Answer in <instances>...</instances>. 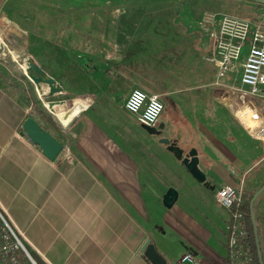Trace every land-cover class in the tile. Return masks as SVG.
Returning <instances> with one entry per match:
<instances>
[{"label":"crops","instance_id":"crops-1","mask_svg":"<svg viewBox=\"0 0 264 264\" xmlns=\"http://www.w3.org/2000/svg\"><path fill=\"white\" fill-rule=\"evenodd\" d=\"M153 2L0 0V34L19 54L15 59L6 48L0 51V208L42 264H152L142 251L147 240L168 264H178L188 252L200 264H228L230 215L215 194L242 182L246 191L254 192L247 186L248 174L232 171L231 164L238 150L246 155L260 151L264 160V145L233 116L230 92L216 87V68L208 58L213 94L177 96L187 120L172 129L180 132L179 138L194 132L185 142L174 140L185 153L198 151L199 166L214 190L197 182L126 110L117 92L131 94L144 87L143 77L154 76V44L166 45L160 50L190 45L180 30L171 37L159 25L170 15L148 9ZM138 4L147 9L136 10ZM158 32L167 38L160 40ZM137 51L151 53L140 64ZM26 57L63 87L59 98L49 95L51 101L93 100L70 127L55 117L50 120L52 113L38 104H23L3 87L5 78L23 82L16 70L24 63L19 59ZM205 79L203 74L201 85ZM233 84L222 83L226 88ZM83 107L77 101L73 109L55 110L68 124ZM31 116L64 145L54 161L22 134ZM163 122L167 130L169 123ZM233 130L241 142L232 141ZM170 188L179 197L169 209L163 199ZM255 215L264 220V192L255 202Z\"/></svg>","mask_w":264,"mask_h":264},{"label":"rangeland","instance_id":"rangeland-1","mask_svg":"<svg viewBox=\"0 0 264 264\" xmlns=\"http://www.w3.org/2000/svg\"><path fill=\"white\" fill-rule=\"evenodd\" d=\"M244 2H247L249 5H243ZM138 5L139 6L135 8L138 11L147 9L145 4ZM128 8L131 7H127L125 10ZM148 9L162 11L165 14L170 15L168 19L161 22L162 24L159 25L165 28L167 32L170 30V36L175 33L176 29L180 30L181 36H185L188 39L186 42L190 43V47L184 45L186 44L184 43L174 46V48H171L170 50H160V48L164 46L166 47V45L160 42L155 43L154 51L152 52L155 69L154 76L143 77L144 79H147V81L143 83L144 87H138L143 89L149 95H158L165 104V110L161 116L160 122L164 121L163 123L165 125L169 123V126L167 130L164 126L162 137L170 140L181 138V140L185 142L189 134L190 136H193L194 132H187L185 136L179 138L180 132L178 133L176 130L172 129L179 124L185 126L183 122L184 120H187L186 113L184 111L182 112L180 109V105L183 106L184 103L180 101L179 105L177 96L182 94H213V74L210 72V70L212 71L213 69L210 66V63L206 60L211 50L210 30L217 27L222 18L226 16H235L243 20L258 21V19L264 15V5L249 0H154L152 4H149ZM165 14L163 15L167 16ZM159 33L160 32H158L157 37L160 40L167 38ZM1 37L4 40L2 35ZM175 37L176 36H174L173 39L177 40ZM208 44L210 45L209 48L207 47ZM182 46L185 50L178 49ZM3 49L4 47L2 45L1 50ZM7 51L9 52L10 58H12V56L15 59L19 58L14 55L15 52L13 51V53L11 49L8 48ZM146 53L149 57L151 52L137 51L140 64L146 60ZM19 60L24 61L23 58H20ZM21 64H23L24 69ZM21 64H19L20 66H18V70H16V76L22 79L23 82H18L16 79L12 78H5V80L2 81L3 87L9 92H12L13 95H15L23 104L29 105L30 107H32L33 104L34 106L35 104H38V107L41 106L44 111L48 112V109L44 104L50 102L51 99H49V96H46V99L43 98L44 103L41 101L38 92H36L35 85L25 73L26 63ZM197 74H199L200 77ZM203 74H206L207 79L204 80L206 83L201 85L202 81L200 79ZM47 91H49V87L44 85L42 92L45 93ZM117 94H121L123 97L122 100L125 102L130 95V93L125 90H119ZM60 95L61 93H57L56 96L58 97L56 98H59ZM68 101L69 107H71L73 99ZM38 107H36V109H38ZM51 116L50 120L53 121L54 116ZM230 138L235 144L238 141L241 142L240 137L236 135L234 130L231 132ZM156 139H158V137H156ZM160 145L164 146V151H166V145L161 142ZM155 146H157V141ZM178 146L183 147L182 144H179ZM238 149H240L239 145ZM155 152L160 153L158 150ZM235 155V161L231 164L232 171L234 170V172L239 175L247 173L248 175H246L249 177L246 181L249 182L247 183V186H249L251 191L256 192L264 184V160L260 151L252 152L249 150V154L246 155L238 150V153H235ZM237 161L240 163L238 166ZM242 180H244V178ZM240 184L241 183L234 184L233 186L238 187ZM4 217L16 238H18L29 250L33 259L34 255L38 256L31 246H28L23 240V233L21 234L12 225L5 214ZM258 223L262 234L261 240L264 242V220L258 219ZM23 236L25 237L24 234Z\"/></svg>","mask_w":264,"mask_h":264},{"label":"built area","instance_id":"built-area-1","mask_svg":"<svg viewBox=\"0 0 264 264\" xmlns=\"http://www.w3.org/2000/svg\"><path fill=\"white\" fill-rule=\"evenodd\" d=\"M210 40L212 54L208 61L216 68V87L230 92L233 116L251 137L264 145V15L258 21L226 16L210 30ZM2 45L8 49L0 35V50ZM225 80H232L234 84L226 88L222 85ZM125 107L137 116L140 124L153 128L158 126L165 110L158 95H149L141 88L132 90ZM245 191L242 182L238 187L225 185L215 194L216 202L230 215L228 264H256L243 211ZM4 214L0 208V264H37L16 238ZM178 264L200 262L188 252Z\"/></svg>","mask_w":264,"mask_h":264},{"label":"water","instance_id":"water-1","mask_svg":"<svg viewBox=\"0 0 264 264\" xmlns=\"http://www.w3.org/2000/svg\"><path fill=\"white\" fill-rule=\"evenodd\" d=\"M252 1L264 5V0H252ZM15 53L19 55L17 52ZM24 63H26L25 73L35 85L41 100H43V96L45 98L46 96L54 95L55 93H57L58 92L57 90H53L56 87L61 89V93L65 92L63 87H61L53 77L48 75L32 58L26 57L24 59ZM44 85L49 87V92H50L49 94H44V92H42ZM51 90L53 91L51 92ZM77 101L82 102L84 104V107L71 122H69L68 124L63 123L60 120V118L57 116L55 107L65 106L66 110H70L74 108L75 103ZM92 104H93V100L91 98L79 97L73 99L71 107H69L68 102L61 100V101L48 102V106L46 108L52 113V115L60 122V124L63 127L68 128L73 124V122L78 117H80L89 107H91ZM143 128L150 135L158 136L161 133V129L164 128V125L161 124L160 127H156V128L143 125ZM23 130L24 132L22 134L23 135L26 134L35 145L39 146L42 149L43 155L51 161H54L64 149V145L57 138H55L50 132L44 129L39 124V122L32 116L27 118V120L25 121ZM160 142L167 146V149L174 155V157L177 160L182 162V164L185 166L187 171L197 182L205 185L207 188H210L211 190L215 189L213 186L212 187L210 186L209 182H207V176L199 166L200 159H199L198 151L196 149H192L188 153H185V151L178 146L176 141L172 142L168 138H162L160 139ZM263 192H264V185L254 194L253 199L250 203L251 218L253 223L254 235L256 239L260 264H264V260H263L261 242H260L256 215H255V202ZM178 197L179 194L177 190L174 188H170L164 195V199H163L164 206L169 209L172 208L173 205L177 202ZM142 251L145 253V256L152 264H168L167 260L159 253L156 246L152 243L151 240H147V242L142 248Z\"/></svg>","mask_w":264,"mask_h":264},{"label":"trees","instance_id":"trees-1","mask_svg":"<svg viewBox=\"0 0 264 264\" xmlns=\"http://www.w3.org/2000/svg\"><path fill=\"white\" fill-rule=\"evenodd\" d=\"M254 194H255V192L245 191V194H244L245 203L243 206V211L245 214L247 226L251 232L250 245H251V249H252V252L254 255V259H255L256 264H260L259 257H258L256 239H255V235H254L253 223H252V218H251V210H250V203L253 199ZM256 221H257L258 232H259V237H260V242H261L263 260H264V242L261 240L262 236H261V231H260V227H259V223H258V218H256ZM0 222H1V219H0ZM34 259L36 260L37 264H42V261L38 256L34 255Z\"/></svg>","mask_w":264,"mask_h":264},{"label":"bare ground","instance_id":"bare-ground-1","mask_svg":"<svg viewBox=\"0 0 264 264\" xmlns=\"http://www.w3.org/2000/svg\"><path fill=\"white\" fill-rule=\"evenodd\" d=\"M13 52V51H12ZM14 53V52H13ZM14 55L16 56V57H19L16 53H14ZM53 90H57L58 92H61V89H59L58 87H56L55 89H53ZM53 90H51V92L53 91ZM50 92L49 91H47V94H49ZM43 98H44V96H43ZM44 100V99H43ZM45 105H46V107H47V103H45ZM60 111V110H59ZM59 111H56V113L57 114H60V112Z\"/></svg>","mask_w":264,"mask_h":264},{"label":"flooded vegetation","instance_id":"flooded-vegetation-1","mask_svg":"<svg viewBox=\"0 0 264 264\" xmlns=\"http://www.w3.org/2000/svg\"><path fill=\"white\" fill-rule=\"evenodd\" d=\"M161 126V122L158 124V126L157 127H160ZM163 132H164V128L163 129H161V133H160V135H158V136H155V137H158L159 138V140L160 139H162V138H165V137H162V135H163ZM172 142H174L175 140H171Z\"/></svg>","mask_w":264,"mask_h":264}]
</instances>
